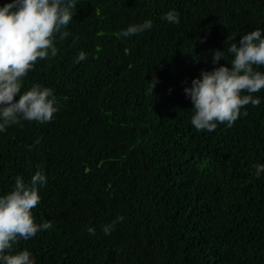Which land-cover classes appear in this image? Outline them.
Instances as JSON below:
<instances>
[{"label": "trees", "instance_id": "obj_1", "mask_svg": "<svg viewBox=\"0 0 264 264\" xmlns=\"http://www.w3.org/2000/svg\"><path fill=\"white\" fill-rule=\"evenodd\" d=\"M169 9L178 24L162 19ZM145 19L151 29L121 35ZM257 27L264 0H77L68 35L55 36L57 54L22 78L21 91L52 88L59 110L0 132V192L43 167L32 211L52 225L11 251L27 248L36 264H264V173L255 175L264 88L246 115L211 132L191 125L184 93L217 66L212 53L228 34L239 41ZM80 50L86 59L74 63ZM118 216L110 233L100 230Z\"/></svg>", "mask_w": 264, "mask_h": 264}, {"label": "clouds", "instance_id": "obj_2", "mask_svg": "<svg viewBox=\"0 0 264 264\" xmlns=\"http://www.w3.org/2000/svg\"><path fill=\"white\" fill-rule=\"evenodd\" d=\"M77 0H7L0 5V132L21 120L39 123L51 121L59 110L57 98L52 88L33 84L21 91L22 78L34 67L37 59L57 54L54 39L68 32L63 30L73 18ZM165 21L178 24L180 13L169 9L162 14ZM153 22L131 23L121 30L122 36L141 33L151 29ZM264 29L259 27L243 33L239 41L236 35L226 37L223 50L212 53V62L217 65L210 70H202L185 85L184 93L191 101L190 123L196 130L211 132L218 123L231 124L247 110L241 108L249 103L253 106L261 102L253 93L264 88ZM228 63L220 64L221 58ZM86 59V52L80 50L74 63ZM148 89L153 92L157 79L148 80ZM243 93V94H242ZM19 94L18 99L14 97ZM39 138L33 141L38 144ZM32 145H29L31 147ZM264 173V163H257L255 175ZM47 182L43 167L37 169L26 183L17 175L10 190L0 192V264H36L35 257L25 248L12 252L19 239L27 240L38 231L52 227L51 222H37L33 209L41 200L39 189ZM102 224L100 230L108 234L117 221ZM86 231L95 235L96 227L88 225Z\"/></svg>", "mask_w": 264, "mask_h": 264}]
</instances>
